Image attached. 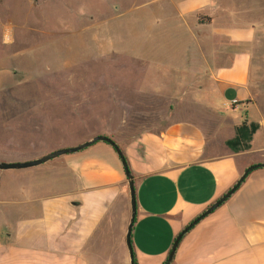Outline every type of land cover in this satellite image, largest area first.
Returning <instances> with one entry per match:
<instances>
[{
    "label": "crops",
    "instance_id": "obj_1",
    "mask_svg": "<svg viewBox=\"0 0 264 264\" xmlns=\"http://www.w3.org/2000/svg\"><path fill=\"white\" fill-rule=\"evenodd\" d=\"M237 1L233 10L222 0L178 3L188 18H210L196 29L212 27L219 40H196L197 50L183 42L170 56L171 121L117 142L135 182L138 264H164L177 235L247 167L264 162V145L255 147L254 138L248 150L227 145L243 122L235 107L250 108L254 41L264 32V0ZM38 172L52 173L45 187L0 200V264H130V189L115 149L99 141ZM172 264H264V167L182 238Z\"/></svg>",
    "mask_w": 264,
    "mask_h": 264
},
{
    "label": "rangeland",
    "instance_id": "obj_2",
    "mask_svg": "<svg viewBox=\"0 0 264 264\" xmlns=\"http://www.w3.org/2000/svg\"><path fill=\"white\" fill-rule=\"evenodd\" d=\"M180 1L0 0V161L36 159L95 134L123 145L165 128L175 99L170 56L186 41L196 49V40H219L212 27L196 29L210 18H188L177 6ZM222 1L232 10L240 4ZM253 48L250 108L236 106L232 115L260 124L253 140L259 148L264 145V32ZM53 161L0 170V200L20 196L28 186L45 187L52 173L38 171Z\"/></svg>",
    "mask_w": 264,
    "mask_h": 264
},
{
    "label": "water",
    "instance_id": "obj_3",
    "mask_svg": "<svg viewBox=\"0 0 264 264\" xmlns=\"http://www.w3.org/2000/svg\"><path fill=\"white\" fill-rule=\"evenodd\" d=\"M103 141L111 145L117 154L119 155L126 177L128 179L129 183V189H130V202H131V217L130 221L127 227V233H126V245L129 251V258H130V264H136L135 262V253L132 245V230L135 223V218L137 214V200H136V190H135V182L134 177L131 172V169L129 167L128 161L124 155L123 150L119 146V144L111 137L104 135V134H98L91 137L89 140L81 142L75 146L71 147H64L60 149H56L52 152H49L39 158L27 160V161H18V162H5L0 161V170H7V169H25V168H31L35 166L42 165L44 163L49 162L50 160L59 158L64 155L72 154L81 150H84L88 148L89 146L99 142ZM263 163H257L250 165L245 169V171L242 173L238 181L235 183L233 187H231L222 197H220L217 201H215L210 207H208L203 213H201L198 217H196L191 223H189L176 237L174 240V243L172 245L171 251L168 254V257L164 264H172L177 248L182 240V238L195 226L197 225L201 220H203L205 217H207L209 214H211L213 211H215L217 208H219L223 203H225L240 187V185L245 181L247 176L255 169L263 168Z\"/></svg>",
    "mask_w": 264,
    "mask_h": 264
},
{
    "label": "trees",
    "instance_id": "obj_4",
    "mask_svg": "<svg viewBox=\"0 0 264 264\" xmlns=\"http://www.w3.org/2000/svg\"><path fill=\"white\" fill-rule=\"evenodd\" d=\"M259 128L260 124L258 122H250L248 120L243 121L239 126L236 127V135L234 138L227 141V145L235 152L250 149L251 142ZM136 264L138 263L136 262Z\"/></svg>",
    "mask_w": 264,
    "mask_h": 264
}]
</instances>
